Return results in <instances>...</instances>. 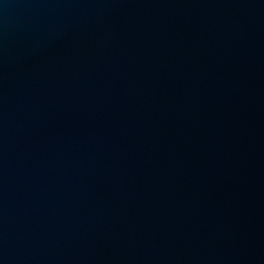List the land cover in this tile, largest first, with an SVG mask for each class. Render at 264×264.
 <instances>
[{
    "label": "water",
    "instance_id": "water-1",
    "mask_svg": "<svg viewBox=\"0 0 264 264\" xmlns=\"http://www.w3.org/2000/svg\"><path fill=\"white\" fill-rule=\"evenodd\" d=\"M0 264H264V0H0Z\"/></svg>",
    "mask_w": 264,
    "mask_h": 264
}]
</instances>
